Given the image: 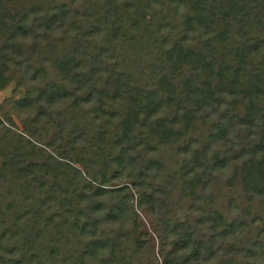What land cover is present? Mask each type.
<instances>
[{
	"label": "trees",
	"instance_id": "1",
	"mask_svg": "<svg viewBox=\"0 0 264 264\" xmlns=\"http://www.w3.org/2000/svg\"><path fill=\"white\" fill-rule=\"evenodd\" d=\"M15 78L0 264H144L132 189L167 264H264V0H0V91Z\"/></svg>",
	"mask_w": 264,
	"mask_h": 264
},
{
	"label": "rangeland",
	"instance_id": "2",
	"mask_svg": "<svg viewBox=\"0 0 264 264\" xmlns=\"http://www.w3.org/2000/svg\"><path fill=\"white\" fill-rule=\"evenodd\" d=\"M18 78H15L13 82H11L4 90L0 91V106H4L3 103L6 101H9L10 99L14 98L16 100H22L24 99L25 96V90L24 89H19L17 88L18 84ZM22 111L21 109H19ZM10 117L12 122H13V127L14 129L21 130L22 129V124L20 122V114L16 113V111L13 109L12 105H8L5 107L4 112H0V117L4 119V117ZM167 153V152H166ZM168 154L171 155V153L168 151ZM128 170V169H127ZM170 170L167 171V174L160 172L158 174L159 178L158 181L161 184V181H163V184L160 186L162 188H165V181L167 180V175L171 173ZM226 175H228L226 173ZM148 180V179H147ZM146 180V181H147ZM150 180V179H149ZM133 182V178L129 175L127 171L124 172V174L119 175L113 182L112 185L115 187L117 185H125V186H130V184ZM155 185V183H153ZM220 186V206L221 205H226V202L228 203L229 198L232 199V193L231 189L228 188L226 189V185L224 183L219 184ZM133 197L129 201V205L132 206V210L135 213L137 217V223L136 224H131V220H126L123 223V231L124 232H130V244L134 240L135 243H137L138 247L141 249L147 248L149 250V255L146 257L144 260V264H167V260L175 253H181L177 252L176 250V245H175V239L174 238H169L165 239L161 235V228H159V223H157L156 218L158 215L155 213L157 211H154V202L145 200V199H140L133 191ZM150 192V191H148ZM202 192V191H201ZM201 192L199 193L197 191V194H199V197H202ZM151 193V192H150ZM226 195V198L224 196ZM230 196V197H228ZM171 198V197H168ZM167 198V199H168ZM180 203L185 206L186 210L190 208V206L193 205L192 198H182L180 199ZM173 201L178 202L179 197L177 195H174ZM199 203V202H198ZM201 203V202H200ZM197 203L194 204L196 207ZM190 219L192 220L194 215L192 212L189 213L188 215ZM164 221V220H163ZM163 221L161 225H163ZM194 226V225H193ZM195 227V226H194ZM194 229V228H193ZM252 234L256 236L257 228L250 229ZM181 250V249H180ZM165 253V256L162 255V253ZM165 257V258H164ZM216 257H211L209 260H207L204 264H216L215 261Z\"/></svg>",
	"mask_w": 264,
	"mask_h": 264
}]
</instances>
